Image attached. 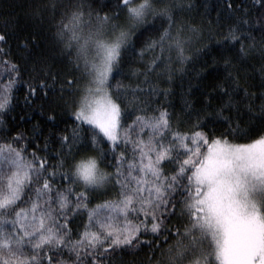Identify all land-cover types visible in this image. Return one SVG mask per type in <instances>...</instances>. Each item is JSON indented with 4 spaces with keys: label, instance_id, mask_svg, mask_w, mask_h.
I'll return each mask as SVG.
<instances>
[{
    "label": "snow or ice",
    "instance_id": "1",
    "mask_svg": "<svg viewBox=\"0 0 264 264\" xmlns=\"http://www.w3.org/2000/svg\"><path fill=\"white\" fill-rule=\"evenodd\" d=\"M27 8L0 28V264H264V0Z\"/></svg>",
    "mask_w": 264,
    "mask_h": 264
},
{
    "label": "trees",
    "instance_id": "2",
    "mask_svg": "<svg viewBox=\"0 0 264 264\" xmlns=\"http://www.w3.org/2000/svg\"><path fill=\"white\" fill-rule=\"evenodd\" d=\"M101 2H105V0H101ZM206 2L209 4V6L213 5L215 3V0H206ZM30 3V0H0V28L3 26V20L4 19H12V20H17L19 21L20 25H25V24H31L32 22L28 19L26 13L28 11L27 5ZM203 11V9H201ZM34 29L32 28H27L25 32L23 33L24 35H27L28 32L33 31ZM154 33L151 31L146 32L144 36L141 38V40H147L149 37H152ZM49 38V34L47 32L42 33L39 36V41L45 42V44H42V46H46ZM140 44H137V47H139ZM204 60H209L210 57L204 56L201 58L199 62H197L193 67H192V72L193 74L195 71L199 70L201 65L203 64ZM141 66V61L139 57H136L131 54H126L125 55V62L122 65V75L121 77L118 78H123L128 75H130L129 69L130 68H139ZM187 80V77L185 78ZM127 83V80H125ZM179 83V82H178ZM193 84H196L197 81L193 80ZM177 91L179 92V88H177ZM14 96L16 99L13 100V103L17 105L15 107V110L10 113V118H15L12 121V124H17L19 125V128L21 131H24L27 135H31V130L32 126L34 123L37 121H40L43 123V117H40L37 113H30L25 110L23 107V91L19 90L14 93ZM170 100H172L173 103L177 104V111L179 110V96L177 95L176 97H170ZM161 102L164 103L163 98H161ZM20 117H24L23 120L20 119ZM7 119V118H6ZM12 124H9L8 127H12ZM45 133H47V129H45ZM2 135H6V133H0ZM240 142H245V141H240ZM100 198L94 199L93 204L99 202ZM80 223V219L77 218V220L74 222L72 225L74 228L78 227Z\"/></svg>",
    "mask_w": 264,
    "mask_h": 264
}]
</instances>
